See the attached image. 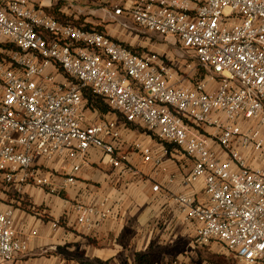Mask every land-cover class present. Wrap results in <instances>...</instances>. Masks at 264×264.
I'll list each match as a JSON object with an SVG mask.
<instances>
[{"label": "built area", "instance_id": "2783aa9c", "mask_svg": "<svg viewBox=\"0 0 264 264\" xmlns=\"http://www.w3.org/2000/svg\"><path fill=\"white\" fill-rule=\"evenodd\" d=\"M50 6L0 0L4 181L17 190L34 184L61 192L77 184L94 153L101 163L139 176L131 153L161 168L173 146L192 166L181 179L189 190L172 194L171 201L195 224L197 243L221 244L240 264H264V0H114L105 9L124 30L172 37L182 59L192 56L202 67L195 81L179 73L187 74L189 64L176 68L156 51L60 20ZM89 94L112 111L101 118ZM132 125L160 148L126 143L123 132ZM55 164L64 168L59 182ZM197 183L204 200L192 190ZM73 209L89 230L112 213L107 195ZM28 246L15 209L0 210V264H14Z\"/></svg>", "mask_w": 264, "mask_h": 264}, {"label": "crops", "instance_id": "0c3cea01", "mask_svg": "<svg viewBox=\"0 0 264 264\" xmlns=\"http://www.w3.org/2000/svg\"><path fill=\"white\" fill-rule=\"evenodd\" d=\"M37 1L47 6L51 2L47 9L64 19L85 16L88 27L98 26L103 16L114 22L105 11L107 6H99L102 0ZM134 127L138 126L123 132L126 143L137 140L160 148L155 137ZM169 150L161 168L145 162L140 153H131L139 176L101 163L94 153L78 173L77 184L61 192L51 193L34 184H23L19 190L10 186L14 195L3 193L0 210L13 207L19 234L29 238L28 250L18 254L14 264H207L202 253L209 245L197 243L195 224L186 221L171 201L172 194L189 190L181 179L192 162L175 147L169 146ZM247 160L255 163L251 154ZM62 169L52 165L51 170H59L57 182L65 175ZM154 185L159 190L154 191ZM192 190L204 200L201 183ZM106 195L111 215L91 230L79 225L74 205L96 204Z\"/></svg>", "mask_w": 264, "mask_h": 264}, {"label": "rangeland", "instance_id": "374dc122", "mask_svg": "<svg viewBox=\"0 0 264 264\" xmlns=\"http://www.w3.org/2000/svg\"><path fill=\"white\" fill-rule=\"evenodd\" d=\"M114 0H102L100 1L99 6H109ZM104 12V10L102 11ZM96 15H98L96 13ZM108 15V14H107ZM85 16H80V20H72L73 22H81L84 24L83 19ZM97 17V16H95ZM104 17V16H103ZM99 18L97 23L98 26H95L96 29H102L105 32H110V35L117 41L124 43L130 46L133 49L139 50H152L160 53V55L170 63L175 64L176 68L182 66L183 64H189L187 69V74L181 72V76L185 77L191 81L202 77L204 71L199 63L192 56L185 55V59H182V49L178 43L172 37L161 36L151 31L146 30H124L117 23L107 20V18ZM87 25V24H84ZM109 29V30H107ZM185 60V61H184ZM98 116V115H97ZM138 132H142L143 128L134 127ZM63 164V165H62ZM61 166L69 167V162H63ZM54 167H58V164H55ZM58 172H53L55 175L59 174ZM3 193H8L9 196L14 195L12 188L7 184L2 176L0 175V202L3 201ZM12 197V196H11ZM14 198V197H13ZM203 259L206 260L207 264H240L234 255L228 253L224 246L218 243H213L203 250Z\"/></svg>", "mask_w": 264, "mask_h": 264}, {"label": "trees", "instance_id": "16d2710c", "mask_svg": "<svg viewBox=\"0 0 264 264\" xmlns=\"http://www.w3.org/2000/svg\"><path fill=\"white\" fill-rule=\"evenodd\" d=\"M50 14L54 15L60 20H64V17H61L60 15H56L53 11L48 10ZM77 24H80L81 22H76ZM88 100H89V106H91L94 110H96L100 116H104L105 114H108L111 110V108L105 103V101L95 95H88Z\"/></svg>", "mask_w": 264, "mask_h": 264}]
</instances>
